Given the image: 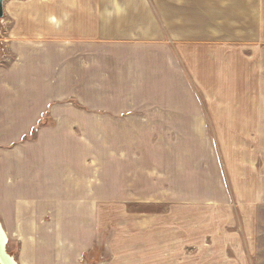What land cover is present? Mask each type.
Here are the masks:
<instances>
[{"label":"rangeland","instance_id":"374dc122","mask_svg":"<svg viewBox=\"0 0 264 264\" xmlns=\"http://www.w3.org/2000/svg\"><path fill=\"white\" fill-rule=\"evenodd\" d=\"M48 2L60 3L67 14L61 29L76 31V42L63 36L57 43L62 56L76 53V64L61 60V87L71 82L72 90L58 102L73 107L60 110L67 121L55 130L59 144L94 171L92 180L68 182L77 185L72 208L79 217L71 222L78 262L264 264V220L245 200L251 194L245 153L251 127L243 122L244 92L229 80L230 52H245L244 0ZM52 16L48 21L60 26L62 17ZM1 39L0 58L10 61V43ZM45 44L52 50L53 43ZM85 87L94 101L80 100ZM112 138L124 149L108 156L124 164L119 171L102 167L101 148L116 146ZM90 148L93 154L85 155ZM5 149L0 184L8 167ZM113 174L109 182L120 178L123 195L104 202L103 179ZM28 221L37 226L38 220ZM22 222L0 218L14 259L21 236L12 225ZM31 238L38 242L41 235Z\"/></svg>","mask_w":264,"mask_h":264},{"label":"crops","instance_id":"0c3cea01","mask_svg":"<svg viewBox=\"0 0 264 264\" xmlns=\"http://www.w3.org/2000/svg\"><path fill=\"white\" fill-rule=\"evenodd\" d=\"M47 3L48 0H7L0 18V41L4 37L10 43V61H6L7 56L0 58V148H6L4 160L8 166L0 184V197L6 204L0 218L26 222L17 228L12 225L13 232L21 236L19 253L13 258L17 264H83L77 260V226L71 222L78 213L72 208L77 201V185L68 182L92 180L93 166L87 168L78 162L77 151L62 147L61 136L55 130L58 121H67L60 117V110L73 107L70 101L58 102L72 90L71 82L68 87H61V60L76 64V53L62 56L57 43L63 36L76 42V31L70 27L61 29L67 14L60 3ZM48 14L62 17L60 26L49 22ZM54 16L50 17L53 21ZM242 37L245 52L243 56L239 51L230 52L229 80L234 91L244 92L243 122L247 130L249 124L251 127V134H246L245 139L246 163L251 159V194L247 193L245 200L254 212L260 209L264 220V0H244ZM45 43H53L52 50ZM242 82L243 87L238 86ZM89 91L85 87L80 100L94 101L95 95ZM114 141L116 146L101 148V154L106 156L102 167L105 165L107 171L124 168L123 163L108 157L124 152L117 138H112L110 144ZM83 153L92 155L93 150ZM113 176L103 179L104 202L120 201L118 197L123 195L119 196L123 185L120 178L109 182ZM32 219L38 220L37 226L30 224L28 220ZM35 233L41 235L38 242L31 238Z\"/></svg>","mask_w":264,"mask_h":264},{"label":"water","instance_id":"95a60500","mask_svg":"<svg viewBox=\"0 0 264 264\" xmlns=\"http://www.w3.org/2000/svg\"><path fill=\"white\" fill-rule=\"evenodd\" d=\"M4 0H0V18L4 15L3 10ZM7 235L0 225V261L2 264H17L13 257L7 252Z\"/></svg>","mask_w":264,"mask_h":264},{"label":"bare ground","instance_id":"6f19581e","mask_svg":"<svg viewBox=\"0 0 264 264\" xmlns=\"http://www.w3.org/2000/svg\"><path fill=\"white\" fill-rule=\"evenodd\" d=\"M3 229V228H2ZM4 230V229H3ZM0 264H2V262L0 261Z\"/></svg>","mask_w":264,"mask_h":264}]
</instances>
